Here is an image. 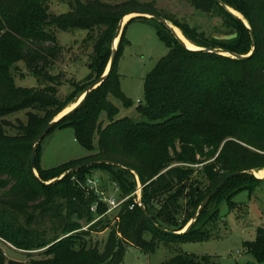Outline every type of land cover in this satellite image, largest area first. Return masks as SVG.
I'll return each mask as SVG.
<instances>
[{
    "label": "trees",
    "instance_id": "16d2710c",
    "mask_svg": "<svg viewBox=\"0 0 264 264\" xmlns=\"http://www.w3.org/2000/svg\"><path fill=\"white\" fill-rule=\"evenodd\" d=\"M187 1L197 11L218 14L227 33L236 34L230 40L197 37L193 26L174 21L190 43L199 48L249 54L253 42L241 20L216 0ZM221 1L239 12L253 30L256 48L251 56L233 58L186 49L166 26L157 22L156 31L168 52L145 77L144 100L135 108L142 120L136 121L128 116L118 117L119 109L110 99L120 100L124 107L131 105L120 90L115 69L124 43L122 32L115 61L105 80L88 93L77 110L48 131L56 126L73 128L75 139L91 153L43 169L39 165V143L35 160L37 179L30 166L33 143L65 104L50 87L37 90L16 86L14 72L18 63L23 62L32 75L56 84L57 75L51 70L62 49L52 29L69 32L103 28L96 49L99 51L107 41L112 43L119 21L129 12L162 14L152 2L136 0L114 6L98 0L78 1L60 15L49 13V0H0V238L23 250L46 247L41 253L45 256L30 264H122L130 245L152 253L161 242L207 239L211 228L207 221L218 217L216 209L206 214L209 204L228 188L225 198L230 200L239 191L264 182L248 172L233 176L180 234H168L154 227L130 196L119 207L116 227L110 231L102 250L88 239L92 232L104 229L99 226L101 222L110 219L103 215L107 209L105 202L97 205L96 212L90 210L98 200L95 191L85 187L87 172L93 168L111 173L119 198L133 191L128 178L133 177L132 170L137 173L143 184L144 208L156 224L176 232L187 225L203 199L225 177L240 170L264 168V0ZM139 19L152 20L133 17L125 27ZM110 54L111 45L108 52L91 56V71L82 84L87 87L103 74ZM17 112H24L26 122L17 121L15 126L8 116ZM101 114L105 115V125ZM8 127L17 131L10 132ZM219 148L216 160L222 163L224 172H214L210 165L205 173L209 181L205 191L194 185L191 165L210 160ZM93 159L115 161L126 168L94 164L51 182L70 168ZM72 218L84 220L87 229L61 238L80 228L76 222L71 223ZM248 250L258 263L264 264V227L257 228L256 239L248 244ZM0 264L26 263L7 260L0 248ZM161 264H210V260L207 256L182 253Z\"/></svg>",
    "mask_w": 264,
    "mask_h": 264
},
{
    "label": "rangeland",
    "instance_id": "374dc122",
    "mask_svg": "<svg viewBox=\"0 0 264 264\" xmlns=\"http://www.w3.org/2000/svg\"><path fill=\"white\" fill-rule=\"evenodd\" d=\"M78 1L85 2L87 0H49V13L52 15L67 13L70 10V6L75 5ZM98 1L114 6L131 0ZM136 1L142 3L152 2L155 9L162 14L161 16H165L167 18L166 20L184 38H186L185 35L179 26L174 25V21L193 26L196 29L195 35L197 37L202 35L210 39L215 36L231 35L227 33L228 31L224 27L223 19L218 14H205L197 11L187 0ZM131 17L133 18L132 15L126 16L124 21L130 20ZM241 17L243 18L242 15ZM124 27L122 30L124 32V43L117 55L115 69L119 75L120 90L131 102V105L124 107L120 100L115 98L110 99L119 109L118 117L128 116L139 121L142 120V117L136 112L135 108L140 101L143 102L144 100L145 77L155 67L158 60L168 52V46L158 36L156 31L157 22L154 20L139 19L130 22ZM101 30L103 31L104 29H78L69 32L59 31L55 28L52 29L62 49L51 70L52 74L57 75L56 84L32 75L26 65L20 62L18 63V70L14 72L15 85L37 90L50 87L53 90L52 92L65 104L58 114L62 113L63 110L75 104L81 97L82 90L86 87V84H82L83 82L81 81L91 71V56L95 52L106 53L109 51L111 40L106 42L104 48L100 46V50L96 51L100 45L99 38ZM192 44L195 45L194 43ZM108 63L109 58L107 59L104 72ZM100 118L105 125V115L101 114ZM8 119L15 126L18 125L17 121H21L22 123L26 122L24 112L9 115ZM7 130L10 132L17 131L14 127H8ZM96 143L97 135L94 138V145ZM219 150L220 148L210 160L197 165H191L194 169L192 176V181L195 182L194 185L199 186L205 191L209 187V181L205 174L207 168L212 165L214 172H224L221 169L222 163L216 160ZM90 153V151L82 147L75 139L73 128L56 126L40 142L39 165L43 169H49L70 160L85 157ZM260 170H262L260 174L264 175V168ZM87 173L88 178L93 181V184L90 183V185H93L98 190L97 193L103 201L111 197L119 198V189L109 171L93 168ZM132 175L133 177L128 178L133 185V191L130 195L134 199H139L141 189L136 175ZM228 189L215 202L210 203L208 206L206 214L216 209L218 210V217H212L207 221L208 223L206 225L211 227L208 230L209 237L207 239L197 242H171L169 244L161 242L157 244L152 253H145L143 250L130 245L126 247L122 264H161L165 260L182 253L199 257L207 256L210 264H260L252 253L249 252L248 244L255 241L257 228L264 227V182L257 183L249 189L239 191L230 200L225 198L229 193ZM117 211L118 209L116 208L106 214L110 216L109 221H103L99 225L100 227L104 226V229L92 232L88 237L92 244L98 245L100 250H102L110 231L116 227L115 215ZM183 217V214L179 216V221ZM75 222L80 228L65 234L61 238L72 235L75 232L86 230L88 227L84 220L72 218L71 223ZM76 226L73 225V228ZM0 248L7 260L13 259L26 264L43 258L45 255L41 253L46 249L45 247L23 250L2 238H0Z\"/></svg>",
    "mask_w": 264,
    "mask_h": 264
},
{
    "label": "water",
    "instance_id": "95a60500",
    "mask_svg": "<svg viewBox=\"0 0 264 264\" xmlns=\"http://www.w3.org/2000/svg\"><path fill=\"white\" fill-rule=\"evenodd\" d=\"M217 3L225 10L227 11L229 14H231L233 17L239 19L242 21V23L247 27V29L249 30L252 42H253V48L252 50L249 52V54L247 55H238L236 53L230 52V51H226V50H222V49H205V48H199V47H195V48H189L186 43L179 37V35L175 32V30L173 29V25L170 24L163 16L153 13V12H149V11H144V10H136V11H132L129 12L128 14H126L124 17L132 15L133 17H146V18H150L156 22H159L161 24H163L164 26H166L170 32L172 33V35L174 36V38L179 42V44L181 46H183L186 49L189 50H202V51H209V52H215V53H219V54H223V55H227V56H231L233 58H248L249 56H251L256 48V39H255V35L253 30L250 28L249 24L247 23L246 20H244L241 15L239 13H237L235 10L231 9L229 6H227L226 4H224L221 0H216ZM124 17H122V19L119 21L115 35L112 39V43H111V54H110V59H109V63L108 66L105 70V72L95 81H93L92 83H90L82 92V95L80 97V99L65 113H60L57 116H55L50 122H48L45 127L41 130V132L39 133V135L37 136V138L35 139L33 146H32V151H31V170L33 172V174L35 175V177L38 179V174L35 170V160H36V154H37V150H38V145L41 142V140L44 138V136L48 133V131L59 121L61 120L64 116H67L69 114H71L72 112H74L75 110H77L83 103V101L85 100L86 96L88 95V93L90 91H92L93 89H95L96 87H98L107 77V75L109 74L113 63L115 61L116 58V52H117V46H118V39L121 36L122 30L124 25L127 23L126 20L124 21ZM132 18V17H131ZM236 37V34H231V35H225V36H215L216 39H221V40H230L232 38ZM117 39V43H115V40ZM94 164H109V165H114V166H121L126 168L124 165L115 162V161H111V160H106V159H93V160H89L86 161L84 163H80L72 168H70L66 173H64L63 175H61L58 178H55L54 180H52L51 182H54L56 180L62 179L65 175H69L72 174L84 167L87 166H91ZM256 171L259 170H255V169H250V170H240V171H236L230 175H228L227 177H225L204 199L203 201L200 203V205L198 206L194 216L192 217V219L189 221V223L185 226V228L183 229V231L181 232H176V231H170L164 227L159 226L158 224H156L154 222V220L152 219V217L150 216V214L146 211V209L144 208V200L142 197V188H143V184L140 181V178L138 176L137 173H135L133 170L132 172L136 175L140 189H141V194L139 197V206L141 207V210L144 214V216L152 223V225L154 227H156L157 229L166 232L168 234H180L182 232H185L190 226L191 224L195 221L196 217L201 213V211L204 209V207L206 206V204L209 202V200L218 192L219 189H221L224 184L233 176H236L238 174L244 173V172H248L250 174H252L253 176H255L256 178H261L264 179V177H257L255 175ZM50 182V183H51ZM43 184H47L45 182H42Z\"/></svg>",
    "mask_w": 264,
    "mask_h": 264
},
{
    "label": "built area",
    "instance_id": "2783aa9c",
    "mask_svg": "<svg viewBox=\"0 0 264 264\" xmlns=\"http://www.w3.org/2000/svg\"><path fill=\"white\" fill-rule=\"evenodd\" d=\"M90 183L91 184H93V181L91 180V179H89V178H87L86 179V187H88L89 189H93L94 191H95V194L97 195V197H98V200L95 202V203H93V204H91V206H90V210L92 211V212H96V209H97V205L100 203V202H105L106 204H107V209H106V211L104 212V214L103 215H106V214H108L110 211H112L113 209H119V207L121 206V204L124 202V201H126L130 196L128 195V196H125V197H121V198H115V197H111V198H109V199H107V200H104L103 201V199L98 195V190H96V188L93 186V185H90ZM133 200H134V202L137 204V205H139V199H134L133 198ZM102 216V215H101ZM100 218V216L99 217H97L94 221H96L97 219H99Z\"/></svg>",
    "mask_w": 264,
    "mask_h": 264
},
{
    "label": "bare ground",
    "instance_id": "6f19581e",
    "mask_svg": "<svg viewBox=\"0 0 264 264\" xmlns=\"http://www.w3.org/2000/svg\"><path fill=\"white\" fill-rule=\"evenodd\" d=\"M125 18V17H124ZM173 29L175 30V32L179 35V37L186 43V45L189 47V48H195L196 46L193 45L192 43H190L186 38H184L177 30L176 28L173 26ZM115 43H116V40H115ZM80 99V98H79ZM74 105V104H73ZM73 105H70L68 106L65 110H63L62 113H65L66 111H68ZM260 172H262V170H259V171H256L255 175L257 177H264L263 174H260Z\"/></svg>",
    "mask_w": 264,
    "mask_h": 264
}]
</instances>
